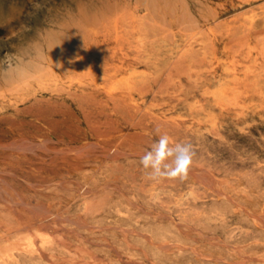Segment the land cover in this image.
I'll list each match as a JSON object with an SVG mask.
<instances>
[{
    "label": "rangeland",
    "instance_id": "1",
    "mask_svg": "<svg viewBox=\"0 0 264 264\" xmlns=\"http://www.w3.org/2000/svg\"><path fill=\"white\" fill-rule=\"evenodd\" d=\"M29 105L80 166L22 193L57 202L64 243L0 240V264H264V0H0L3 142ZM166 133L195 153L183 181L139 163Z\"/></svg>",
    "mask_w": 264,
    "mask_h": 264
},
{
    "label": "bare ground",
    "instance_id": "2",
    "mask_svg": "<svg viewBox=\"0 0 264 264\" xmlns=\"http://www.w3.org/2000/svg\"><path fill=\"white\" fill-rule=\"evenodd\" d=\"M113 73H114V71H113ZM131 80H132V78H131ZM136 83H138V82H136ZM105 84H106V82H105ZM139 84H141V83H139ZM112 85H113V82H112ZM96 87H98V84ZM145 87H143V88H145ZM13 88H15V87L13 86ZM122 89H124V88H122ZM125 89H126V87H125ZM107 90L111 91L113 89H107ZM110 91H109V93H111ZM115 92H118V91H115ZM109 93H108V95H109ZM112 100H114V99H112ZM123 102H126V100H124ZM31 103H33V102H31ZM126 104H127V102H126ZM43 108L40 105L39 106H36V105L35 106L34 105L24 106L22 111L25 114L30 113L32 115V117H34V119L31 121V120H26L23 117H20V118H18V117H16V118L12 117L11 118L10 117L9 122H8L10 124V127H11V129L8 131L11 133L21 131L23 133L22 138L18 139V140L9 141L8 143H5L0 139V164L3 165V168L0 169V213H2V215L0 214V240L1 241H9L11 238L16 237L17 241H22V242L25 241L24 243H26V244H35L38 240V237H42L43 235H47L48 237H50V236L53 237L54 240H56V242L58 240L60 242V244L64 243V241H65L64 233H66V232H65V226L64 225L66 224V222L69 219H68V217L64 216L63 213L61 212L60 208H58V206H56L57 202H54L53 205L45 207V205L41 202L40 203L37 202V204L32 203L30 200H28L22 194L23 190H26L28 192L34 191V192H36V194H38L42 190L46 189L49 185H51V183L53 182V179H55V177L61 176L63 174V172L66 170V167L71 166V167L78 168L80 166L78 163V160H75L77 158L68 157L67 156V149L61 148V145L68 147V148L70 147L69 142H67L68 139L65 136V131H64L65 129H61V124L64 123V121L62 119L61 120H57V119L55 120L52 117L51 118L48 117L47 114H45L47 111L45 112V109H43ZM143 110H145V109H143ZM146 111H147V109H146ZM59 112H62V111L60 110ZM151 113H153V112H151ZM54 114H56V113H54ZM133 114L135 115V113H133ZM129 115H131V114L129 113ZM150 116H152V115H150ZM153 118H155V117H153ZM166 118H165V120H166ZM2 121L5 122V120H3V118H0V125L2 126V127L0 126V136L6 132L5 128L3 127ZM140 121L141 120H139V123H140ZM41 123L43 125H47L46 128H43ZM159 123H161V122H159ZM172 124H175V123H172ZM156 127L158 128V126H156ZM169 127H171V126H168V128ZM96 128H99V126ZM160 128H162L161 124H160ZM174 128H176V127L174 126ZM171 129L172 128H169V130H171ZM43 130H45V132H43ZM31 132H33V133H31ZM95 134H97V133H95ZM129 134L130 133H127L128 136H129ZM136 134H137V132H136ZM115 136H116V134H115ZM68 137H69V135H68ZM137 138H139V137H137ZM121 139L122 138H120V141H121ZM117 140H116V143L118 142ZM120 145H122V144H120ZM114 146H115V144H114ZM131 146H132V144H131ZM73 147H80V146L76 145ZM83 147L86 148V146H84V145H83ZM101 147H103L101 154L106 159H112L113 157H115V155H117L119 153V150L117 148L111 149L109 147L110 149L108 148V150H107L106 145H102ZM8 148L16 150V153L18 151V154L14 155V153H11L10 151H9L10 152L9 153L6 150H4V149H8ZM92 148H93V146H92ZM95 148H93V149H95ZM90 152L91 151H89V153ZM76 153H78V152H76ZM85 153H87V151ZM141 154H143V153H141ZM123 155L124 154H122V156ZM117 165H119V164H117ZM194 176H195V174H194ZM198 180L199 179H197V181ZM64 182H66V181H64ZM56 183H61V181H57ZM201 184H203V183H201ZM209 186L211 187V185H209ZM79 187L80 188L78 190L79 191L78 197L82 198V197H84L85 192H87L88 190L86 191V189H84V186H83V188L81 186H79ZM106 187H108V186H106ZM97 194H99V193H97ZM224 197H225V195H224ZM226 197H228V196L226 195ZM86 199H88V198H86ZM92 199H93V197H92ZM81 201L83 202V200H81ZM87 201H89V200H87ZM87 201H84V204H86L88 207V204L85 203ZM86 205L82 206L83 210H84V207H86ZM95 205H97V204H95ZM98 205H99V203H98ZM88 208L90 209L91 206ZM75 218L76 219L74 220V222H79L80 226H82L83 220L81 219V217L78 215ZM260 221L264 224V215H263V217L261 216ZM70 223H72V222H70ZM84 224H86V223L84 222ZM66 231H68V230H66ZM68 242L71 244V246H73L72 245L73 243H71V241H68ZM63 245H65V244H63ZM73 249H75V246ZM81 249H83V248H80V250ZM75 250L78 253L79 247H78V250L77 249H75ZM79 253L83 254L82 250ZM87 253L88 252H86V254ZM80 256H82V255H80ZM93 257H94V254H93ZM81 259H80V263L82 262ZM96 259H98V258H96ZM96 261H98V260H96ZM99 262L100 261H98V263ZM100 263H102V262H100Z\"/></svg>",
    "mask_w": 264,
    "mask_h": 264
},
{
    "label": "clouds",
    "instance_id": "3",
    "mask_svg": "<svg viewBox=\"0 0 264 264\" xmlns=\"http://www.w3.org/2000/svg\"><path fill=\"white\" fill-rule=\"evenodd\" d=\"M195 153L191 144L170 146L167 134L159 136L140 158V165L150 179L185 180Z\"/></svg>",
    "mask_w": 264,
    "mask_h": 264
}]
</instances>
